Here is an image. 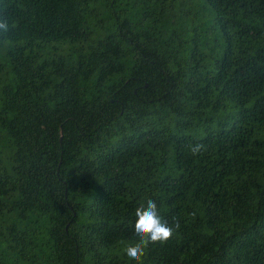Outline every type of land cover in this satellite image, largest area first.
<instances>
[{
	"label": "trees",
	"instance_id": "16d2710c",
	"mask_svg": "<svg viewBox=\"0 0 264 264\" xmlns=\"http://www.w3.org/2000/svg\"><path fill=\"white\" fill-rule=\"evenodd\" d=\"M0 20V264H135L149 199L173 235L142 264H264V0H0Z\"/></svg>",
	"mask_w": 264,
	"mask_h": 264
},
{
	"label": "clouds",
	"instance_id": "9594fccd",
	"mask_svg": "<svg viewBox=\"0 0 264 264\" xmlns=\"http://www.w3.org/2000/svg\"><path fill=\"white\" fill-rule=\"evenodd\" d=\"M9 23L7 20H0V32L7 33ZM190 151L193 154L199 153L203 145H190ZM134 234L136 241L129 243L123 250L126 257L135 262L142 264V258L149 246H164L173 235V227H170L161 217L157 204L149 199L146 204L141 203L134 212ZM179 228V223L175 224Z\"/></svg>",
	"mask_w": 264,
	"mask_h": 264
}]
</instances>
